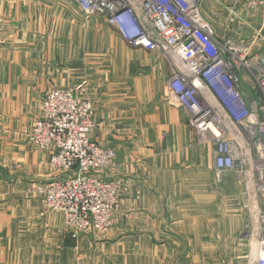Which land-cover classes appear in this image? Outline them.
<instances>
[{"label": "crops", "instance_id": "0c3cea01", "mask_svg": "<svg viewBox=\"0 0 264 264\" xmlns=\"http://www.w3.org/2000/svg\"><path fill=\"white\" fill-rule=\"evenodd\" d=\"M40 1L39 11L26 0H0V139L16 137L38 115L49 84L48 48L47 60L60 68L54 76L59 87H110L109 94L88 97L98 124L92 139L115 155L100 176L118 181L119 202L108 231L74 238L61 214L43 212L20 195V177L19 185L6 186L7 195L0 185V264H37L43 254L56 260L58 246L84 251L83 264L91 248L100 249L93 252L98 262L110 261L104 264L121 258L132 264H255L257 238L244 229L250 216L241 186L231 172L216 178L212 146L197 142L185 110L166 100L165 59L125 42L103 17H84L74 0ZM248 1H222L233 40L258 30L264 35L263 13ZM49 3L55 12L45 17L41 10ZM252 86L243 74L247 104L256 99ZM14 147L17 159L18 143ZM25 157L48 172L45 180L58 177L47 170L46 153Z\"/></svg>", "mask_w": 264, "mask_h": 264}, {"label": "built area", "instance_id": "2783aa9c", "mask_svg": "<svg viewBox=\"0 0 264 264\" xmlns=\"http://www.w3.org/2000/svg\"><path fill=\"white\" fill-rule=\"evenodd\" d=\"M74 1L87 17H103L125 42L165 59L166 100L185 110L197 142L212 146L216 178L231 172L241 186L243 207L257 218L248 230L257 238L254 263L264 264V35L258 30L238 40L219 39L202 16L201 0ZM247 6L264 16V0ZM57 73L52 65L45 69L49 85L26 134L61 176L34 191L73 233H104L113 224L120 187L100 171L113 165L114 150L92 139L98 126L92 103L77 88L58 87ZM243 74L256 93L248 104Z\"/></svg>", "mask_w": 264, "mask_h": 264}, {"label": "rangeland", "instance_id": "374dc122", "mask_svg": "<svg viewBox=\"0 0 264 264\" xmlns=\"http://www.w3.org/2000/svg\"><path fill=\"white\" fill-rule=\"evenodd\" d=\"M222 1H225V0H201L200 9L202 10L201 11L202 16L204 17V19H206V21L209 23V25L212 26V28L215 32V35L219 39H221V40L222 39H232L230 37V33H231L230 30L232 28L230 27V24L224 23V19H227V17H229L228 9L226 7L223 8V2ZM26 2H27V6H29V4H32L34 7H36L40 11V6H41L40 0H26ZM49 5H52V4H50V3L47 4V6H45L44 10L43 9L41 10L45 17H46V15H54L55 8L54 9L49 8ZM224 5L226 6L227 4H224ZM49 9H51V10L48 11ZM27 11H28V9H27ZM83 15H84V17H87L84 13H83ZM49 34H50V31H48V30L46 31V29H45L44 37L46 40H48ZM47 50H48V48H46V51H45V56H46V58H45L46 62L44 64L45 69H47V66L52 65L53 67L58 68L59 72H60V68L58 66H56L53 63V61L47 60L48 56H49ZM164 84H165V82H164ZM108 86L109 85H106L104 87L106 89H104V90L101 89L98 92L90 90L88 88L89 86L87 87L84 84H79L75 87H64V88L65 89L77 88L79 95H81V97L88 99L93 105V101L88 96L104 95L105 93L109 94V93H111V91H110V87H108ZM60 88L64 89L62 87H60ZM91 89H92V87H91ZM42 99H43V97H42ZM40 102L38 105V109L40 106ZM38 115H39V113H38ZM37 116H35V117H37ZM35 117H33L31 119V122L29 124H27L21 130L17 131L16 137H13L12 139L3 137L2 139H0V185L3 186V191L2 190H0V191H2L1 192L2 195L3 194L7 195L8 190L6 189V186L7 185H10V186L19 185V183H18L19 181L17 182V179H18L17 177H20L19 180H20V182L23 183L18 188V190L20 191V195L22 194V196L26 200L32 201L33 204L37 202L36 205H39V208L41 207V210L43 212H45L48 210H46L41 205L40 200H39L40 195H39V193L35 192L36 190L34 191V188L37 185H43V184L49 182L48 180H45V177L48 175V172L45 174L44 171L42 170L43 168H41L38 165V163H36L35 161H33L30 158L25 157V154H26V156H29L32 153V151L33 152L34 151L35 152H43V151L37 149L36 146H34V144H32L31 142L28 141V137H27L28 135L26 134L27 129L30 127L29 125L32 123V121ZM17 143L19 146L18 151H17L18 157H16L17 159H15L14 157H15L16 151L14 150L15 149L14 144H17ZM2 162H5L3 164H7L9 166H2L1 165ZM12 166H13V168H12ZM47 170H49L53 174L55 173L56 175H58V177L61 176L60 173L53 171L49 167L48 162H47ZM32 177H33V179H30ZM58 177H56V178H58ZM56 178H54V179H56ZM16 182H17V184H16ZM19 191H17V192L19 193ZM260 205H261V203H260ZM243 208L245 209L246 213L248 214V217L250 216L249 222L245 225L246 227H244V229H245V231H248V230L251 231L250 229L252 228V226L257 223V221H256L257 218L252 214V210H251L250 206H248V208L247 207H243ZM261 211L264 214V201L262 202V205H261ZM50 212H47V213H50ZM52 213H55V212L53 211ZM58 215H60V214L57 213V216ZM59 217L62 218V222H64V224H65V221H63L62 215H60ZM247 226H250V227H247ZM65 227H67L66 224H65ZM69 231H70L71 236H73L74 238H77L80 234H84V233H88V235H91V236L100 235V234L91 233V232H84V233H80V234H75L71 230H69ZM99 250L100 249H98L97 251H99ZM118 250H120V249H118ZM68 251H70V252H68ZM68 251L61 250L60 247L58 246V248H57L58 258L56 260H53L55 258L54 255H52L51 260H49L48 258H45L44 254H43L41 261L37 262V264H68L71 262V259H73V264H83L81 256L84 255V253H85L84 251H81L79 248L78 249L75 248L73 250H68ZM88 251L90 253V260L88 261V264H104V263L110 262L109 260H104L103 263L98 262L97 258L94 257V255H93L94 254L93 252H97V251L92 250V248H91V250H88ZM144 261H145L144 259H138L137 263L138 264H144ZM113 263L114 264H129V263L132 264L133 260H131L129 258H126V259L121 258L120 260H117V261L113 260L112 264Z\"/></svg>", "mask_w": 264, "mask_h": 264}]
</instances>
